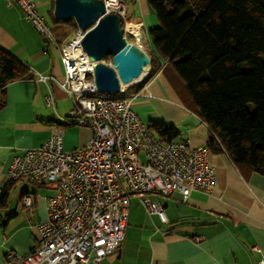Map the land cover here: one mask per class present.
<instances>
[{
    "label": "crops",
    "instance_id": "obj_1",
    "mask_svg": "<svg viewBox=\"0 0 264 264\" xmlns=\"http://www.w3.org/2000/svg\"><path fill=\"white\" fill-rule=\"evenodd\" d=\"M121 1L125 37L150 56L155 51L149 31L158 26L156 14L147 0ZM35 4L50 24L56 44L39 35L15 2L0 0V49L33 74L32 79L8 83L1 95L0 196L8 194L6 205L0 207V264H18V259L6 255L23 257L38 247L37 225L46 219L48 198L53 195L51 189L28 179L10 181L12 159L41 146L53 132H62L65 150L83 147L91 138L88 128L63 122L73 103L59 86L65 78L60 48L68 36L64 38L62 20L54 17L55 0H35ZM129 94H136L132 106L144 123L173 126L179 132L175 141H187L194 148L207 146L208 126L161 69ZM208 163L215 171L209 193L195 191L187 199L178 192L148 195L162 206L166 221L146 208L150 219H130L131 196L122 249L101 264H256L264 257V177L248 166L236 165L224 151L210 150ZM26 194L33 198L30 210L23 204Z\"/></svg>",
    "mask_w": 264,
    "mask_h": 264
},
{
    "label": "built area",
    "instance_id": "obj_2",
    "mask_svg": "<svg viewBox=\"0 0 264 264\" xmlns=\"http://www.w3.org/2000/svg\"><path fill=\"white\" fill-rule=\"evenodd\" d=\"M11 1L45 41L56 44L35 0ZM102 1L106 13L118 14L123 22V2ZM123 28L126 34L125 24ZM78 36V45L71 46ZM75 38L60 48L65 78L59 86L73 103L63 122L88 128L91 138L83 147L65 150L62 132H53L41 146L12 159L7 172L10 181L28 179L53 191L47 217L37 225L38 247L23 257L6 255L18 259V264H101L122 249L131 196L149 214L166 221L162 206L148 195L178 192L187 199L195 191L209 193L215 185V171L208 163L210 149L167 141L151 131L133 109L136 94L129 90L135 83L117 94L98 92L94 63L80 43L82 33ZM23 204L32 208L30 194L23 196ZM256 264H264V257Z\"/></svg>",
    "mask_w": 264,
    "mask_h": 264
},
{
    "label": "trees",
    "instance_id": "obj_3",
    "mask_svg": "<svg viewBox=\"0 0 264 264\" xmlns=\"http://www.w3.org/2000/svg\"><path fill=\"white\" fill-rule=\"evenodd\" d=\"M147 3L158 19L149 31L155 51L149 56L151 75L161 69L180 96L191 101L209 128L211 151H224L236 165L264 177V2ZM177 77L183 89L176 87ZM32 78L26 65L0 49V108L8 83ZM146 124L167 141L179 136L173 126ZM7 194H1L0 207L6 205Z\"/></svg>",
    "mask_w": 264,
    "mask_h": 264
},
{
    "label": "water",
    "instance_id": "obj_4",
    "mask_svg": "<svg viewBox=\"0 0 264 264\" xmlns=\"http://www.w3.org/2000/svg\"><path fill=\"white\" fill-rule=\"evenodd\" d=\"M54 17L62 21L73 19L82 33L80 43L94 63L93 79L98 92L117 94L123 85L150 76L149 55L128 42L120 16L106 13L102 0H55ZM107 57L111 58L110 65L103 61Z\"/></svg>",
    "mask_w": 264,
    "mask_h": 264
},
{
    "label": "rangeland",
    "instance_id": "obj_5",
    "mask_svg": "<svg viewBox=\"0 0 264 264\" xmlns=\"http://www.w3.org/2000/svg\"><path fill=\"white\" fill-rule=\"evenodd\" d=\"M74 23L75 22L72 19H70L68 21H61L60 22L61 28L63 30H65V33H67V35H68V37L66 39V42L67 43L71 41V39H70L71 37H72V39H74L78 35V33H79V30L78 29L77 30L75 29ZM103 61H104V63H106L108 65L111 64V59L109 57L103 59ZM141 82L142 81H139V82L135 83L133 85V87L136 86V85H138V84H140ZM181 83L182 82H180V80L178 78L177 81H176V84H177L176 87L182 88L183 86L181 85ZM141 217H148L149 218V215L146 212L145 207L141 204L140 200H138L137 198H135V197L132 196L131 207H130V219H133L134 218V219L141 220Z\"/></svg>",
    "mask_w": 264,
    "mask_h": 264
},
{
    "label": "bare ground",
    "instance_id": "obj_6",
    "mask_svg": "<svg viewBox=\"0 0 264 264\" xmlns=\"http://www.w3.org/2000/svg\"><path fill=\"white\" fill-rule=\"evenodd\" d=\"M78 43H79V36L73 40L71 46L74 47V46L78 45ZM140 79H141V78H139L138 80H140ZM122 87L125 88L126 85H123Z\"/></svg>",
    "mask_w": 264,
    "mask_h": 264
}]
</instances>
